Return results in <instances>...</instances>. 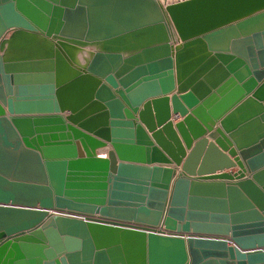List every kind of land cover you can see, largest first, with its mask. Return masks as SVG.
Masks as SVG:
<instances>
[{
	"label": "water",
	"instance_id": "obj_1",
	"mask_svg": "<svg viewBox=\"0 0 264 264\" xmlns=\"http://www.w3.org/2000/svg\"><path fill=\"white\" fill-rule=\"evenodd\" d=\"M168 1L0 0V264H264V0Z\"/></svg>",
	"mask_w": 264,
	"mask_h": 264
},
{
	"label": "built area",
	"instance_id": "obj_2",
	"mask_svg": "<svg viewBox=\"0 0 264 264\" xmlns=\"http://www.w3.org/2000/svg\"><path fill=\"white\" fill-rule=\"evenodd\" d=\"M186 0H169L166 4H176L179 2H184ZM162 3H164V1H162Z\"/></svg>",
	"mask_w": 264,
	"mask_h": 264
}]
</instances>
